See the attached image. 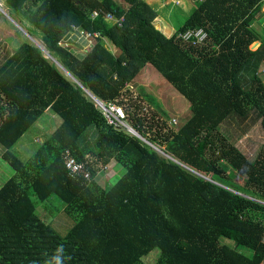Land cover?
<instances>
[{
	"label": "trees",
	"instance_id": "1",
	"mask_svg": "<svg viewBox=\"0 0 264 264\" xmlns=\"http://www.w3.org/2000/svg\"><path fill=\"white\" fill-rule=\"evenodd\" d=\"M147 1L5 0L58 64L29 41L0 63V145L14 170L0 185V264H264V140L250 158L220 130L254 114L264 135V41L250 48L264 0H194L169 37ZM145 65L185 99L186 119L128 105ZM91 95L128 99L147 141L107 124ZM41 117L55 128L23 161L11 148ZM118 166L111 182L95 177ZM39 209L73 223L61 233Z\"/></svg>",
	"mask_w": 264,
	"mask_h": 264
},
{
	"label": "rangeland",
	"instance_id": "2",
	"mask_svg": "<svg viewBox=\"0 0 264 264\" xmlns=\"http://www.w3.org/2000/svg\"><path fill=\"white\" fill-rule=\"evenodd\" d=\"M173 1L174 4L177 5L175 0ZM147 2L151 6L152 2L150 0H148ZM167 4L168 3L165 4V6H167L166 9L158 10V14L156 11H154L155 16L152 19L154 26L158 27V25H156L155 23V20L158 17L163 18L165 22H168L170 17V21L175 24V12L176 15L179 12L178 10L173 9L175 7H173L172 4ZM261 9L262 10H260L255 15V18L251 23V27L257 33L258 36L256 40L258 44L254 47V49L257 48L258 45L264 41V9ZM25 26H28V23H26L22 18H20L18 14L9 12L8 7L5 5V0H0V63L8 56H10L15 51V49L18 48V45L22 41H29L31 42V44L36 45L41 49V52L45 57H47L49 60L51 59L54 62V60L48 54V51L45 49L43 42L41 41V36L39 32L34 33V31L31 29L32 32H30L32 34L30 35L28 32H26L29 30L26 29ZM26 33H28L29 35H26ZM89 38L90 37H88L87 35H84L82 39L71 40L74 52H82L86 45L90 44ZM65 42L67 43L68 41ZM77 48L80 49L78 50ZM260 69L262 70L261 74L263 75L261 76L264 82V66L262 65ZM157 74L158 73L154 72V70L149 69V67H146V65L142 67L136 80L133 82L130 81L129 83V89L132 91V99H130V103L126 101L128 99L124 100V107L127 106V103L129 105L132 102V105L133 103L136 104V110L139 111L138 113L142 112L146 116H151L152 114H154L155 116L164 118L162 114L156 111L157 108L160 107L171 116L170 119L168 118V124L172 121V119L174 122L183 121L189 115V110L186 107L187 102L179 94V92L174 90L169 83L164 81ZM134 106L135 105H133L132 108H134ZM126 123L127 126L121 125L116 128L125 129L130 135L138 136L135 133L137 132V130L129 123V121H126ZM152 125L155 126L154 124ZM173 126L175 128L174 124ZM54 128L55 123L47 124V120L44 122V119H42V117L39 118L34 123L33 127H30L21 135L15 145L11 148L12 151L17 154V156L21 160L25 161V159L33 153L34 149L36 148V145L39 144V139L43 140V135L45 133H50ZM154 128L155 127H153V129ZM220 130L231 143L235 144L250 158L254 157L259 146L264 140V135L259 125L258 119L257 117H254V114L250 115V117L244 122L228 120L223 123ZM86 135L88 140L93 137L91 131H88ZM142 140H144L145 142L147 141L145 138ZM154 150L159 152V149L156 150L155 148ZM3 151L4 148L2 145H0V185L14 174V170L12 169V167L9 165L8 162H6L2 158ZM122 171L123 168L121 166L115 168L109 167L105 170L102 169V171L96 174L95 177L98 178L99 176H102L101 179L104 178V181L111 182L112 179H114L113 176L121 174ZM105 173L106 176L104 175ZM61 210H59L60 212H57L54 215L50 214L49 212L43 209H39L38 211L39 216L41 218L51 223L61 233H64L72 225L73 222L71 219L70 221L68 216L65 213L61 212ZM222 241L232 243L231 239L227 237H224ZM153 256L154 254L147 257L146 260H149V262H153Z\"/></svg>",
	"mask_w": 264,
	"mask_h": 264
},
{
	"label": "built area",
	"instance_id": "3",
	"mask_svg": "<svg viewBox=\"0 0 264 264\" xmlns=\"http://www.w3.org/2000/svg\"><path fill=\"white\" fill-rule=\"evenodd\" d=\"M178 1V0H177ZM122 19L118 18L116 20L117 23L121 24ZM88 35V34H87ZM184 39H188L190 37H195L197 40H202L205 37V33L202 29L192 30L189 29L182 34ZM95 106L100 110L101 114L105 118L107 124H111L114 127L118 126H127V112L123 105L118 104L114 101L102 102L101 100L93 99ZM174 123L173 119L171 121ZM138 136H140L137 132H135ZM66 164L70 167L72 172H80V165L74 161L71 157L67 158Z\"/></svg>",
	"mask_w": 264,
	"mask_h": 264
},
{
	"label": "crops",
	"instance_id": "4",
	"mask_svg": "<svg viewBox=\"0 0 264 264\" xmlns=\"http://www.w3.org/2000/svg\"><path fill=\"white\" fill-rule=\"evenodd\" d=\"M150 1L152 2L151 7L153 8V10L156 9L154 11H156L157 14H158L159 9H166V7H167V6H165L166 3L172 4V6L175 7L173 9L178 10V12H179L178 13L179 15L178 14L176 15V12H175V18H176L175 24H173L172 21H170V17H169L168 22H165L164 19L161 17H158L155 20V23H156V25H158V27L154 26V24H153V26L156 29L160 30L162 32V34H164V36H166V37H168L173 31L177 30L176 25L179 22L186 20L188 14H189V10L191 9V7L194 4V0H179L177 5L174 4L173 0H150ZM169 1H171V2H169Z\"/></svg>",
	"mask_w": 264,
	"mask_h": 264
},
{
	"label": "clouds",
	"instance_id": "5",
	"mask_svg": "<svg viewBox=\"0 0 264 264\" xmlns=\"http://www.w3.org/2000/svg\"><path fill=\"white\" fill-rule=\"evenodd\" d=\"M175 2L178 4V2H179V0L177 1V0H175ZM189 30V29H188ZM187 31V30H186ZM174 32H176V31H173L169 36H171ZM184 33V32H183ZM182 33V34H183ZM164 35V34H163ZM168 36V37H169ZM166 37V36H165ZM130 83V82H129ZM129 83L127 84V88H128V92H130V95L132 96V94H131V90L129 89ZM130 95H129V98H130ZM91 99L93 100V99H97V100H99L98 98H96V97H94L93 95H91ZM125 100H126V98H124ZM118 104H121V105H123L124 106V104L123 103H118ZM125 108V110H126V106L124 107ZM127 112V111H126ZM126 121H128V120H126ZM140 135V134H139ZM136 136V135H135ZM140 138H142L143 139V137L140 135L139 136Z\"/></svg>",
	"mask_w": 264,
	"mask_h": 264
},
{
	"label": "water",
	"instance_id": "6",
	"mask_svg": "<svg viewBox=\"0 0 264 264\" xmlns=\"http://www.w3.org/2000/svg\"><path fill=\"white\" fill-rule=\"evenodd\" d=\"M26 35H29L28 33H26ZM258 44V42L257 41H255L251 46H250V48L251 49H254V47L256 46ZM46 51V50H45ZM54 60V59H53ZM55 61V60H54ZM56 63H57V61H55ZM58 64V63H57ZM155 148V147H154Z\"/></svg>",
	"mask_w": 264,
	"mask_h": 264
}]
</instances>
